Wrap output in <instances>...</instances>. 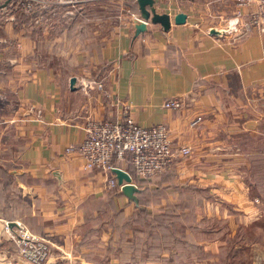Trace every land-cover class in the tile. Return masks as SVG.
<instances>
[{
  "label": "crops",
  "instance_id": "0c3cea01",
  "mask_svg": "<svg viewBox=\"0 0 264 264\" xmlns=\"http://www.w3.org/2000/svg\"><path fill=\"white\" fill-rule=\"evenodd\" d=\"M152 6L168 29L147 22L135 35L134 0L30 14L0 0V264H31L4 223L47 242L41 264H92L96 243L106 250L110 215L124 219L136 206L65 149L82 140L87 119H121L123 104L136 124L161 123L172 148L190 149L158 177L131 178L139 194L186 186L218 200L207 208L215 215L219 206L230 233L251 243L238 264H264V32L242 34L232 0ZM179 12L184 21L174 24ZM168 98L180 107H162Z\"/></svg>",
  "mask_w": 264,
  "mask_h": 264
},
{
  "label": "rangeland",
  "instance_id": "374dc122",
  "mask_svg": "<svg viewBox=\"0 0 264 264\" xmlns=\"http://www.w3.org/2000/svg\"><path fill=\"white\" fill-rule=\"evenodd\" d=\"M181 189L175 195L138 192L142 204L138 205L137 200L136 209L131 212L135 217L128 222L129 227L120 228L122 215H110L113 234L109 236L114 239L111 252L102 250L103 246L96 243L92 250L96 257L87 259L92 264H238L235 254L241 249L248 250L251 243L240 241L235 232L230 233L219 206L215 215L207 208V204L218 200L190 187ZM160 203L161 208L157 206ZM242 229L245 235L253 236L252 226ZM213 238L220 242L210 243ZM257 244L264 246V240ZM63 262L80 264L69 257L59 263Z\"/></svg>",
  "mask_w": 264,
  "mask_h": 264
},
{
  "label": "built area",
  "instance_id": "2783aa9c",
  "mask_svg": "<svg viewBox=\"0 0 264 264\" xmlns=\"http://www.w3.org/2000/svg\"><path fill=\"white\" fill-rule=\"evenodd\" d=\"M21 13L53 7L73 9L92 0H9ZM233 14L241 17L242 34L264 32V0H232ZM247 9L244 13L243 10ZM136 18L135 15H132ZM147 23V22H146ZM101 91L102 85L94 83ZM164 108L180 107L177 98H168L161 103ZM122 117L119 120L87 119L83 125V138L66 151H75L82 160V169L97 170L108 174L105 186L119 189L111 169L120 167L128 161L136 178L148 180L158 177L171 169L176 155L185 156L190 149L187 146L172 148L168 140V129L159 123L148 127L136 124L128 115V104H123ZM192 124V123H190ZM129 175V173L127 172ZM130 176V175H129ZM131 177V176H130ZM4 231L12 238L16 252L31 264L43 263L48 255V244L40 237L25 230L12 232L6 223Z\"/></svg>",
  "mask_w": 264,
  "mask_h": 264
},
{
  "label": "water",
  "instance_id": "95a60500",
  "mask_svg": "<svg viewBox=\"0 0 264 264\" xmlns=\"http://www.w3.org/2000/svg\"><path fill=\"white\" fill-rule=\"evenodd\" d=\"M137 6V18H130V21L133 23L134 34H138L139 32L145 31L146 22H150L152 24H159L163 30L168 29L169 27V18L166 13H156L153 6L152 0H134ZM183 13H176L172 17V22L174 24H181L184 21ZM212 33L213 30H210ZM73 79L69 80V84H72ZM111 172L113 173L117 185H119V193L126 198L127 201H130L137 206V197L138 189L135 184L131 181L130 176L127 172L119 169L112 168Z\"/></svg>",
  "mask_w": 264,
  "mask_h": 264
},
{
  "label": "trees",
  "instance_id": "16d2710c",
  "mask_svg": "<svg viewBox=\"0 0 264 264\" xmlns=\"http://www.w3.org/2000/svg\"><path fill=\"white\" fill-rule=\"evenodd\" d=\"M28 14H30V13H28ZM125 164H126V169L125 170L129 173V175L131 176V178H133L134 177V174H133V171H132V168H131L130 163L128 161H125ZM111 190H112L113 194H119L117 188H114V189H111ZM137 200H138V205L139 204H142L141 203L140 196L137 197ZM134 217H135L134 213H132L131 215L125 217L124 218V221L122 222V224L120 226V228L122 230H125L127 227H129L128 222H130V220H132ZM113 241H114V239L111 238L110 236L107 238L106 250H109L111 252V246L113 245Z\"/></svg>",
  "mask_w": 264,
  "mask_h": 264
}]
</instances>
